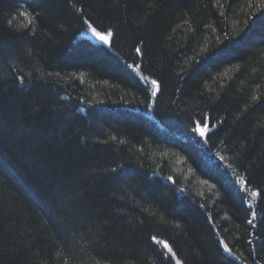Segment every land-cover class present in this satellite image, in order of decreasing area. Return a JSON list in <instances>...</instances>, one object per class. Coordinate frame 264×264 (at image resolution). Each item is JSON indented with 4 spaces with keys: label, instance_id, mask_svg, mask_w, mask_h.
Segmentation results:
<instances>
[{
    "label": "trees",
    "instance_id": "trees-1",
    "mask_svg": "<svg viewBox=\"0 0 264 264\" xmlns=\"http://www.w3.org/2000/svg\"><path fill=\"white\" fill-rule=\"evenodd\" d=\"M0 264H264V0H0Z\"/></svg>",
    "mask_w": 264,
    "mask_h": 264
},
{
    "label": "snow or ice",
    "instance_id": "snow-or-ice-1",
    "mask_svg": "<svg viewBox=\"0 0 264 264\" xmlns=\"http://www.w3.org/2000/svg\"><path fill=\"white\" fill-rule=\"evenodd\" d=\"M25 15H27V13H25ZM91 31L100 41L104 42L105 44L109 43V38L113 36V32L109 31V30H105L107 33V34H105V32L98 31L95 27H92ZM140 51H141L140 48H136L137 53H140ZM145 79H147V78H145ZM151 84L154 86V88L159 89V84L156 80H152ZM195 131L198 132L201 137H203L205 135V129H203V128L197 127L195 129ZM257 194L258 193L253 192V195H257ZM253 215H255V213H253ZM249 223H251V221H249ZM152 239L156 240L157 238L152 237ZM164 247L168 250L169 253H172V249H171V247H169L167 242H164ZM225 248H226V250L230 251V249H227V245H225Z\"/></svg>",
    "mask_w": 264,
    "mask_h": 264
},
{
    "label": "rangeland",
    "instance_id": "rangeland-1",
    "mask_svg": "<svg viewBox=\"0 0 264 264\" xmlns=\"http://www.w3.org/2000/svg\"><path fill=\"white\" fill-rule=\"evenodd\" d=\"M83 35H86V36H91V37H93V38H97L92 32H85V34H83Z\"/></svg>",
    "mask_w": 264,
    "mask_h": 264
}]
</instances>
